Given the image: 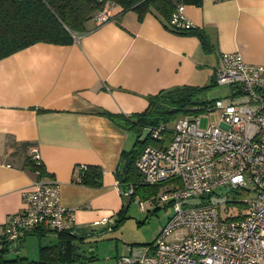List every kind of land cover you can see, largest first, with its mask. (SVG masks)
<instances>
[{
    "label": "crops",
    "instance_id": "1",
    "mask_svg": "<svg viewBox=\"0 0 264 264\" xmlns=\"http://www.w3.org/2000/svg\"><path fill=\"white\" fill-rule=\"evenodd\" d=\"M120 10L101 24L89 20L70 44L36 42L0 58V223L23 210V192L37 178L24 161L36 153L71 210L66 227L79 237L105 231L97 221L124 204L115 170L135 135L104 112L128 116L160 89L211 84L221 52L264 65V0L185 4L186 17L209 36L208 53L197 36L152 13L139 21ZM82 164L102 168L100 186L77 182Z\"/></svg>",
    "mask_w": 264,
    "mask_h": 264
},
{
    "label": "built area",
    "instance_id": "2",
    "mask_svg": "<svg viewBox=\"0 0 264 264\" xmlns=\"http://www.w3.org/2000/svg\"><path fill=\"white\" fill-rule=\"evenodd\" d=\"M184 11L179 3L170 13L171 29L196 27ZM108 19L106 11L95 17L97 24ZM213 80L238 90L206 106L219 111L218 122L201 128L198 117L180 116L164 147L147 145L136 158L141 182L160 184L158 199L172 213L150 243L129 246L117 264H264V65L239 51L221 52ZM164 126L147 129L160 139ZM23 201L22 211L0 223V235L11 241L37 226L61 230L71 218L59 183L45 176H37Z\"/></svg>",
    "mask_w": 264,
    "mask_h": 264
},
{
    "label": "trees",
    "instance_id": "3",
    "mask_svg": "<svg viewBox=\"0 0 264 264\" xmlns=\"http://www.w3.org/2000/svg\"><path fill=\"white\" fill-rule=\"evenodd\" d=\"M179 3L200 5L202 0H0V58L36 42L70 44L74 40V35L87 30L86 23L89 20L95 21L99 12H108V20L115 18L110 13L114 6L121 8L120 13L128 10L134 11L139 21L145 14L152 13L160 17L165 25L167 22L168 26L170 13ZM172 30L176 33L197 36L206 53L213 49L208 34L202 29ZM212 84H215L214 80L208 85L183 84L160 89L148 95V104L143 111L128 116L104 112L118 125L135 135L133 146L122 151L115 170L121 189L131 184L134 189L130 193L134 194L142 186H155L156 188L161 186L160 184L142 183L140 173L134 164L135 160L145 146L152 145L162 148L170 141L175 119L205 111L206 106L214 99L203 101L200 100L198 94ZM237 91L235 86H231L232 93ZM161 123L165 126L160 139L148 134L144 141L140 140L145 129L157 127ZM24 162L31 166L34 172H38L37 176L46 175L41 159L35 158L34 155H27ZM102 173L100 166L84 165L79 169L76 179L82 185L96 187L102 184ZM125 216V205L123 204L112 223L105 225V230L111 231L118 227ZM50 232L56 234V243L39 245L35 258L20 255L14 258L8 257L11 249H18L19 240H23L25 234L35 233L43 236ZM83 239L84 237L75 235L68 227L55 230L45 226H37L20 234L16 243L0 237V244H2L0 264H85L92 262L95 260L94 256H84L78 251V242H83ZM118 257H115L114 264H117Z\"/></svg>",
    "mask_w": 264,
    "mask_h": 264
},
{
    "label": "rangeland",
    "instance_id": "4",
    "mask_svg": "<svg viewBox=\"0 0 264 264\" xmlns=\"http://www.w3.org/2000/svg\"><path fill=\"white\" fill-rule=\"evenodd\" d=\"M230 88L228 85L212 84L198 96L200 100L211 101L229 95ZM191 116L198 117L200 127L205 128L209 123H217L220 113L217 110H205ZM162 190V186H142L134 194L124 192L126 216L119 226L111 231L91 232L84 237L83 242H78V251L84 256L95 257V260L85 264H114L115 257L126 254L129 246L139 247L150 243L172 213L171 207L158 199ZM56 241L57 237L53 232L43 236L27 233L18 249L8 252V257L20 255L35 258L39 245L53 244Z\"/></svg>",
    "mask_w": 264,
    "mask_h": 264
},
{
    "label": "water",
    "instance_id": "5",
    "mask_svg": "<svg viewBox=\"0 0 264 264\" xmlns=\"http://www.w3.org/2000/svg\"><path fill=\"white\" fill-rule=\"evenodd\" d=\"M148 134H149V129H145L143 134L140 137V140L144 141ZM123 191L126 192L127 191V187H123ZM0 237H2V235H0Z\"/></svg>",
    "mask_w": 264,
    "mask_h": 264
}]
</instances>
